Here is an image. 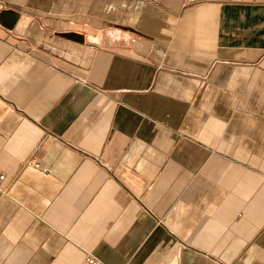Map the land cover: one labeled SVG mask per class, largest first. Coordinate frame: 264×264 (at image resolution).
<instances>
[{"label":"crops","instance_id":"crops-1","mask_svg":"<svg viewBox=\"0 0 264 264\" xmlns=\"http://www.w3.org/2000/svg\"><path fill=\"white\" fill-rule=\"evenodd\" d=\"M87 254L264 264V0H0V264Z\"/></svg>","mask_w":264,"mask_h":264},{"label":"built area","instance_id":"built-area-1","mask_svg":"<svg viewBox=\"0 0 264 264\" xmlns=\"http://www.w3.org/2000/svg\"><path fill=\"white\" fill-rule=\"evenodd\" d=\"M1 179L3 180L4 177L2 176ZM83 264H103L101 263L96 257H94L92 254H87L85 256Z\"/></svg>","mask_w":264,"mask_h":264}]
</instances>
